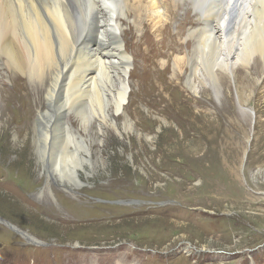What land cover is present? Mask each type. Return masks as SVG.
Wrapping results in <instances>:
<instances>
[{
	"label": "rangeland",
	"instance_id": "1",
	"mask_svg": "<svg viewBox=\"0 0 264 264\" xmlns=\"http://www.w3.org/2000/svg\"><path fill=\"white\" fill-rule=\"evenodd\" d=\"M154 95L136 130H105L81 186L0 111V264H264V70Z\"/></svg>",
	"mask_w": 264,
	"mask_h": 264
},
{
	"label": "bare ground",
	"instance_id": "2",
	"mask_svg": "<svg viewBox=\"0 0 264 264\" xmlns=\"http://www.w3.org/2000/svg\"><path fill=\"white\" fill-rule=\"evenodd\" d=\"M263 70L264 0H0V111L76 186L105 130H136L156 87L220 92Z\"/></svg>",
	"mask_w": 264,
	"mask_h": 264
},
{
	"label": "water",
	"instance_id": "3",
	"mask_svg": "<svg viewBox=\"0 0 264 264\" xmlns=\"http://www.w3.org/2000/svg\"><path fill=\"white\" fill-rule=\"evenodd\" d=\"M7 223V222H6ZM9 223V222H8ZM13 227V226H12ZM14 228V227H13Z\"/></svg>",
	"mask_w": 264,
	"mask_h": 264
}]
</instances>
